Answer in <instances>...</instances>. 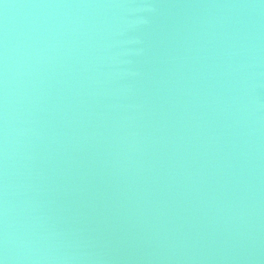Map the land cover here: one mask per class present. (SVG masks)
<instances>
[{
  "label": "water",
  "instance_id": "water-1",
  "mask_svg": "<svg viewBox=\"0 0 264 264\" xmlns=\"http://www.w3.org/2000/svg\"><path fill=\"white\" fill-rule=\"evenodd\" d=\"M4 264H264V0H0Z\"/></svg>",
  "mask_w": 264,
  "mask_h": 264
},
{
  "label": "snow or ice",
  "instance_id": "snow-or-ice-1",
  "mask_svg": "<svg viewBox=\"0 0 264 264\" xmlns=\"http://www.w3.org/2000/svg\"><path fill=\"white\" fill-rule=\"evenodd\" d=\"M0 264H4V261L2 259H0Z\"/></svg>",
  "mask_w": 264,
  "mask_h": 264
}]
</instances>
